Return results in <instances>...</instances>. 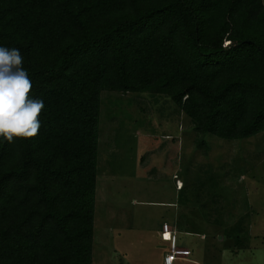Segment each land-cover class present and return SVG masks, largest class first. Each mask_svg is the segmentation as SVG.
I'll list each match as a JSON object with an SVG mask.
<instances>
[{
  "label": "trees",
  "instance_id": "1",
  "mask_svg": "<svg viewBox=\"0 0 264 264\" xmlns=\"http://www.w3.org/2000/svg\"><path fill=\"white\" fill-rule=\"evenodd\" d=\"M0 46L45 105L0 138V264L93 263L103 92L165 96L197 147L264 133V0H0Z\"/></svg>",
  "mask_w": 264,
  "mask_h": 264
},
{
  "label": "rangeland",
  "instance_id": "2",
  "mask_svg": "<svg viewBox=\"0 0 264 264\" xmlns=\"http://www.w3.org/2000/svg\"><path fill=\"white\" fill-rule=\"evenodd\" d=\"M101 98L92 264H264V133L197 147L165 96Z\"/></svg>",
  "mask_w": 264,
  "mask_h": 264
},
{
  "label": "clouds",
  "instance_id": "3",
  "mask_svg": "<svg viewBox=\"0 0 264 264\" xmlns=\"http://www.w3.org/2000/svg\"><path fill=\"white\" fill-rule=\"evenodd\" d=\"M23 63L19 49L0 46V138L9 144L14 138H36L42 127L45 105L31 97L33 85Z\"/></svg>",
  "mask_w": 264,
  "mask_h": 264
},
{
  "label": "built area",
  "instance_id": "4",
  "mask_svg": "<svg viewBox=\"0 0 264 264\" xmlns=\"http://www.w3.org/2000/svg\"><path fill=\"white\" fill-rule=\"evenodd\" d=\"M162 231L167 235L171 234L172 232L167 224H163ZM188 255L189 251L186 249H173L170 253L166 255L165 263L172 264L176 259L186 257Z\"/></svg>",
  "mask_w": 264,
  "mask_h": 264
},
{
  "label": "crops",
  "instance_id": "5",
  "mask_svg": "<svg viewBox=\"0 0 264 264\" xmlns=\"http://www.w3.org/2000/svg\"><path fill=\"white\" fill-rule=\"evenodd\" d=\"M164 204H165V203H164ZM167 204H171V203H166V205H167ZM164 234H165V233H164ZM166 235H167V234H166ZM167 254H168V253H167ZM165 255H166V254H165Z\"/></svg>",
  "mask_w": 264,
  "mask_h": 264
}]
</instances>
